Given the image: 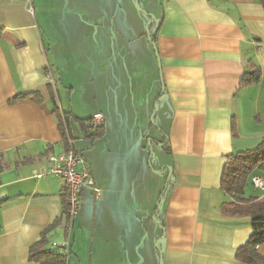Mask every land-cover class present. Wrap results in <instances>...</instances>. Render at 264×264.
Returning <instances> with one entry per match:
<instances>
[{"label":"crops","instance_id":"1","mask_svg":"<svg viewBox=\"0 0 264 264\" xmlns=\"http://www.w3.org/2000/svg\"><path fill=\"white\" fill-rule=\"evenodd\" d=\"M146 1L160 60L145 48L146 76L162 73L158 111L168 136L164 168H172L156 214L161 228L152 230L160 253L144 240L142 212V135L158 100L152 107L141 73L120 78L130 66L139 67L125 57L142 40L126 27L131 18L141 25L132 14L134 0H33V10L22 1L0 0V264H41L30 259V248L44 235L48 247L67 236L65 182L34 176L51 155L68 148L53 112L57 98L63 111H74V100L90 101V119L96 112L106 118L103 135L92 144L102 148L95 164L77 146L85 141L78 124H68L103 193L96 198L85 189L66 264H159L161 256L163 264H246L236 253L253 232L251 218L223 211L233 199L221 178L231 155L264 138V8L258 0ZM249 63L261 76L242 87ZM50 67L57 88L47 78ZM135 88L148 98L141 104L132 95ZM82 91L93 97L82 98ZM30 92L40 101L15 100ZM127 140V152L139 153L126 152L120 167L115 158ZM251 187L250 197L264 202ZM257 250L264 256V243Z\"/></svg>","mask_w":264,"mask_h":264},{"label":"rangeland","instance_id":"2","mask_svg":"<svg viewBox=\"0 0 264 264\" xmlns=\"http://www.w3.org/2000/svg\"><path fill=\"white\" fill-rule=\"evenodd\" d=\"M135 5H136V11H133L132 14H138L137 16L141 17V25L140 28L138 29L139 22H137L136 18H131L130 21L128 22V25L126 27H132L131 29L127 28V30L131 33H135L138 36L141 34V39H139L140 44H135V50L134 54L131 56H125L128 61V63H131V61L136 62L139 67H133L130 66L128 73L122 74L120 73V78L127 80L131 77L132 72H136L137 74L141 73L142 74V80L144 82H147V85L149 86L146 92V95H150L152 98V107L156 103V99L158 100L159 94L162 92L159 90L160 86L162 84V73L160 70L156 72V78L154 79V76L148 78L146 76V68L148 67V60L146 57V49L145 48H151L153 49V54L157 56L156 49H155V44L151 41V37L153 36L154 30L149 29L148 25L150 23V13L147 8L149 7V2L146 0H134ZM147 7V8H145ZM129 13V12H128ZM130 14V13H129ZM138 19V18H137ZM144 33V34H143ZM144 42V43H143ZM119 42L116 41V46H118ZM117 57L120 58L119 55ZM121 59V58H120ZM118 60L116 64V69L119 68L121 65L122 61ZM87 78L86 75L82 77V79ZM130 80V79H129ZM134 80L136 81V75L134 77ZM142 90L143 87H140ZM157 92L156 97L154 98V95ZM136 99H137V104H141L142 102L146 101L148 98L145 94H138L137 93V88H135L134 94H132ZM76 96L74 98L76 99ZM82 98H92L93 95L89 92L82 91L81 92ZM59 97V96H58ZM70 99V97H68ZM59 105H61V100L60 98H57ZM74 104H77V107L75 108L74 111H72V108H69L68 110L71 112L70 113V121L69 123H77L79 128H80V136L84 138L83 140L85 141H80L78 140L77 146L78 147H83L84 152L88 156L90 155V161L91 163H96V157L101 153L102 148L100 147V143H98L97 147H93V142L96 140H93L92 136L93 133H95L94 129L91 128L90 125V116L89 113L91 112V107L93 103L91 104L90 101H81L79 102L78 100H74ZM162 108V103L158 100L156 103L155 108H152V111L149 116L147 128L145 131H148L147 133L144 132V135H142L144 141V150L146 152L144 156V161H143V169L146 172L142 173V212H143V221L147 223V227L143 229L145 236L144 240L149 239V244L152 253L159 254L161 250V246L159 243V240L157 239L158 235L153 234L152 230L155 228V226L160 227L161 225H158V221L156 218V214L160 212L161 206L163 203V198L162 194L166 186V182H168V179L170 177V170L164 168V161L166 159V152L163 147V142L165 141V137L167 136L166 128H164L162 124V113L161 111H158ZM160 112V113H159ZM135 113L131 112L130 113V120L134 119ZM134 124H136V121H133ZM87 131L88 136L86 137L83 127ZM100 138V137H98ZM136 135H132V139H135ZM88 141H91V146L90 143H87ZM129 141H126L125 147L126 149L121 151L120 157H116L115 160L118 163V165L121 167H124L126 165V159H125V154L129 150L130 146ZM128 154L132 155H137L139 152L138 150L135 151H130L127 152ZM89 158V157H88ZM246 190L248 191V197L251 196L252 193H254V190L251 187V184L249 183L248 186L246 187ZM246 191V193H247ZM247 196V195H246ZM144 224V223H143ZM151 225V226H150ZM150 235H153L152 237ZM148 242V240H147ZM158 258V257H157ZM153 264V263H151Z\"/></svg>","mask_w":264,"mask_h":264},{"label":"trees","instance_id":"3","mask_svg":"<svg viewBox=\"0 0 264 264\" xmlns=\"http://www.w3.org/2000/svg\"><path fill=\"white\" fill-rule=\"evenodd\" d=\"M258 1L264 8V0ZM2 33L3 28H0V38ZM150 37L151 41L155 44L154 37ZM260 76L261 72L259 68L249 63L241 80V86L247 87L253 83H257ZM54 87L57 88V85ZM28 97L40 101L37 92L22 94L17 96L15 100ZM55 105L53 112L57 114L58 119L61 121L60 126L63 132V138L68 142V138L71 137L70 133H68L70 132L68 124L71 112L61 110V106L56 99ZM82 127L87 137L88 133L84 129V125H82ZM94 131L95 133L91 136L93 140H97L98 137H101L104 133V124ZM165 139H168V136H166ZM257 174L264 177V138L257 147L240 151L236 155H231L224 166L221 178L222 189L233 199V202L223 206V211L228 214L246 215L251 218L253 232L249 241L241 246L236 253L237 260L246 264H264V256L259 254L257 250V247L264 243V202L258 203L256 202L257 197L246 196V187L249 183H252V176ZM63 204V214L67 216L68 193L63 195ZM56 224H58V222H56ZM29 255L31 260L40 262L41 264H66L67 262V257L48 247L46 235L30 248Z\"/></svg>","mask_w":264,"mask_h":264},{"label":"built area","instance_id":"4","mask_svg":"<svg viewBox=\"0 0 264 264\" xmlns=\"http://www.w3.org/2000/svg\"><path fill=\"white\" fill-rule=\"evenodd\" d=\"M24 2L33 10V0H16ZM47 78L49 82L56 86L57 78L53 68H48ZM106 118L101 112H96L91 118V128L96 130L105 124ZM37 178L55 177L62 179L68 191V213L66 216L67 236L62 242H51L49 247L59 252L65 257L71 253L72 241L71 235L74 230L75 221L79 214L82 203V196L86 188H91L96 198L102 196V189L96 184L89 164L84 155L79 152L74 145L71 137L68 138V148L61 154H53L49 157V164L34 174ZM252 185L262 192L264 197V177L262 175L252 176Z\"/></svg>","mask_w":264,"mask_h":264},{"label":"water","instance_id":"5","mask_svg":"<svg viewBox=\"0 0 264 264\" xmlns=\"http://www.w3.org/2000/svg\"><path fill=\"white\" fill-rule=\"evenodd\" d=\"M153 18H154V16H153ZM155 49H156V53H157V47H156V45H155ZM157 57H158V61H159V65H160V60H159V55H158V53H157ZM160 69H161V66H160ZM163 91L164 90H162V92L160 93V95L163 93ZM160 95H159V97H160ZM159 97H158V99H159ZM169 170H170V172H172V168L171 167H169ZM168 187V182L166 183V186H165V189H164V191H163V194H162V196L165 194V191H166V188ZM159 264H163V258H162V256H161V258H160V263Z\"/></svg>","mask_w":264,"mask_h":264}]
</instances>
